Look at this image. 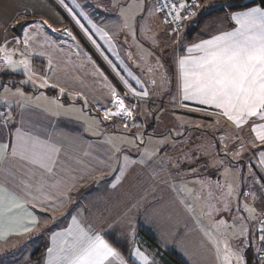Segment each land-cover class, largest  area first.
<instances>
[{
	"label": "rangeland",
	"instance_id": "obj_1",
	"mask_svg": "<svg viewBox=\"0 0 264 264\" xmlns=\"http://www.w3.org/2000/svg\"><path fill=\"white\" fill-rule=\"evenodd\" d=\"M14 3L10 7L5 4L2 15L3 20H6L11 12H23L25 10L36 14L43 12L56 25L65 23L67 29L55 26L50 29L47 26L35 28L31 25L28 32L32 36V44H28L26 47L19 45L16 49H13L15 50L14 60L26 59L29 61L31 73L33 74L31 79H29V73L22 66L16 69H12L7 65L0 66V103L10 115H12L11 104L18 103L22 97L16 94L17 89L24 94L23 96L33 97L29 95L32 93H28L26 88L41 90L51 86V88L59 91L63 88L65 89L64 93H68L70 98L80 97L72 95L74 90L80 91L84 96L81 98L84 102L87 101L86 106L93 111L96 108L99 111L102 106L108 105L112 98L109 85H113L115 82L109 77L108 70L101 67L99 73L94 62L96 56L92 52L89 51L90 54H85L83 47H85L84 43H87L90 47H93L95 53L104 59L121 84L127 90H130L129 92L135 95L143 90L148 92V96H139V106L131 109V117L125 114L124 118L114 116L116 121L111 123V127L112 130L115 129V133H106V136L108 135L107 138L115 144L116 148H119L117 153L119 159L121 158L120 160L125 157L138 160L141 169L148 172L143 179H149L147 181L149 186H147V189L142 187L137 189L136 193L138 203L142 198L148 199L146 202L150 203L151 210H149V213L151 215H155L158 207L179 209L190 206L189 208H191V163L198 155L199 158L204 157L205 152L210 155L213 161H216L214 164H218L226 157H232L236 161L240 160L233 163L232 167L228 166L222 170L212 167V173L217 175L216 182L219 181L220 174H222L223 180L227 178L229 182H237L245 165L241 162V157L247 159L245 162L248 163V167L245 168L246 174L247 176L248 174L253 175L254 181L260 180V190L255 192L260 198H264V187H261V185H264V170L261 165V162L264 163V158L261 157L258 161L259 150L252 151L247 144L244 148L245 141L241 138L243 132L239 134L233 122L219 115V113H210L209 109L199 111L173 105L172 102H175L176 94L173 96L172 89L167 90L171 83L170 78L167 76L168 65L162 59L165 58L168 62L174 63L177 41L174 38L175 36L173 35V37L166 29L158 14L154 0H75V3L73 0H63V2L61 0H14ZM77 4L80 6L77 7ZM68 9H72V12H69ZM122 10L129 16L135 14L132 30L124 27ZM73 14H75V17ZM29 20L39 22L41 19L34 17ZM85 29H87V32H85ZM98 29L107 33L111 38L110 41L102 38ZM74 30L78 33L77 37L65 35L66 31L71 32ZM15 34H17V31ZM148 36L155 37L158 47L152 44L151 40L147 38ZM108 45L110 46L109 49ZM109 53L112 55H109ZM118 57L123 59L129 69L122 65ZM34 58L36 59L35 62L33 61ZM157 59L163 65V68L158 67ZM5 74L8 75L5 76ZM16 75L21 76L16 78ZM42 78L47 80L48 86L40 87L43 82ZM130 78H136L137 81H133L135 84L137 82L143 84L140 91ZM153 80H155V84L152 83ZM52 85H57V87H52ZM5 87L10 91L6 93L4 91ZM116 88L120 91L117 85ZM132 94H130L129 101L125 99L117 100H123L125 106L129 107L134 104ZM88 96L91 101H89ZM112 108H114L112 110L117 109L118 104L115 102ZM104 110L101 111L103 117L105 115ZM110 119H113V117L111 116ZM125 124H127L128 129L122 130ZM133 125H138V127H133ZM243 136L245 135L243 134ZM128 141H132V143ZM219 141L232 143V145L243 143V148L237 150L242 154L236 156L237 151H231L224 147L219 149ZM209 145H212V149L208 148ZM200 166L202 167V164ZM206 169H210V167L206 166ZM226 169L228 170L227 173ZM208 174L206 172V175ZM160 175L174 176V182L172 183L174 190L172 192L168 188L159 189V198L156 202H152L150 197H158L155 195L157 193L155 189L158 187L156 183H159L153 181ZM136 185L139 186V182ZM194 186L196 188V185ZM254 187L255 185L252 188L254 189ZM215 189L216 187H204L202 192L210 197L213 192H216ZM219 191L220 187L218 186L217 192ZM104 192L101 191L100 194ZM192 192L194 193L193 185ZM173 193H176L178 199L171 202ZM110 194L109 192L103 195L98 194L99 197L104 196L101 198L104 202L100 201L95 213L92 214L90 210L93 218L99 216L100 211L114 208L112 203L116 199L112 198ZM225 199L226 202L231 201L230 197H221L218 206L226 205L223 204ZM211 200L212 202L208 204L216 208L213 205L216 202L215 199L211 198ZM126 202L128 206H123L119 219L122 223H128V230L133 236L138 230V225L136 226L133 221L137 220L138 210L144 201L142 200L140 205L138 204L133 208L131 206L135 201L131 199ZM69 208L56 213V217L60 218L61 215H65L67 212H69L67 215L69 216ZM132 211L135 213L133 216ZM236 211L234 218L241 215L239 206H237ZM259 212V209L258 212L256 210V220L250 219L248 212L243 215L244 227L248 230L247 236L244 237L246 241L244 256L247 264L257 263L256 256L261 246L259 228L264 214L261 217L258 214ZM40 218L43 225H45L44 220L49 222L52 220L51 217L40 216ZM184 222L182 220V226ZM142 228L144 227H139L138 238H142L140 235ZM209 232L213 233V230H209ZM49 233V229L46 230L42 227L38 231H34L33 235H36V237L32 239L33 241H30L31 248L29 250L33 251L36 247H39L42 240L39 241L38 239H43V241L45 239L46 241ZM151 235L155 237L153 234ZM163 238H166L164 234ZM159 247H161L160 244ZM19 250L22 251V249ZM0 251H5V248L0 247Z\"/></svg>",
	"mask_w": 264,
	"mask_h": 264
},
{
	"label": "crops",
	"instance_id": "obj_2",
	"mask_svg": "<svg viewBox=\"0 0 264 264\" xmlns=\"http://www.w3.org/2000/svg\"><path fill=\"white\" fill-rule=\"evenodd\" d=\"M5 4L10 7L11 4L15 3L14 0H0V46H4L7 41L8 50L13 51V49H16L19 45L23 47H26L28 44L31 45L32 39H29L27 45L22 42L17 43L18 40H23L24 33L28 32L31 24H24L21 32L15 34V26L18 23L17 13H20V11L15 13L11 12L8 18L3 20L2 15ZM158 14L160 15L159 12ZM228 14L229 13H223L208 19L196 32L192 41L179 43L178 40H176L179 45L176 43V55L173 64L168 62L165 58L162 59V61L168 65V75H166L170 78L171 83L167 90L172 89L173 96L176 94V100L175 102H172L173 105H176L179 108L186 107L190 110L199 109L200 111H207V109H209L208 111L214 114L220 112L219 109L207 105H201L195 100H183L182 82L178 77V60L184 56L190 55L188 49L192 47L193 44L199 43L200 40L210 39L213 35L219 34V32L223 30H232L233 27H235V24L234 22L229 21ZM34 17L47 20L51 27H64L65 30L67 29L65 23L56 25L43 12L36 14L35 16H29L27 19ZM48 29L50 28L48 27ZM166 29L173 36L167 27ZM99 34L102 35L101 32H99ZM65 35L69 37H77L78 33L75 30L71 32L66 31ZM83 48L85 54H90L91 51L86 46ZM109 48L110 46L108 45V49ZM199 54L200 53L197 52L191 53L193 56ZM109 55L112 54L109 53ZM118 59L126 68L127 65H125L123 59L121 57H118ZM94 62L99 71L101 68L99 62L97 59ZM127 69L129 68L127 67ZM130 79H132V83L140 91L143 84L140 82L135 84L133 81H137L136 78ZM109 86L112 98L108 105L100 108V112L103 109L113 107L117 99H125L120 91L117 90L115 84ZM50 87L51 86L46 87L45 89ZM113 91H115V95H113ZM129 91L130 90H128V92ZM27 92L32 93L29 95L33 97L28 98L27 96H22L18 103L11 104L12 115H10L0 103V109H3L2 111L5 115V118L0 119V144L9 145L8 158L3 163H0V184L8 187L11 191L21 194L25 191H30L34 196H41V192L37 191V189L43 186L42 191L47 197L49 203L59 195V192L64 185L75 183L76 187L71 192L72 202L62 210L64 211L70 207V215L66 217L61 215L60 218L56 217L55 220H51L45 225H40V227L50 230L46 241L45 239L44 241L43 239H38L39 241L42 240V244L40 245L45 244L43 253L41 255H34L33 252L37 247L33 251L29 250L31 248V245L29 244L30 241H33L32 239L36 237V235H33L34 232L29 233L26 236H12L9 237L7 242L0 241V247L5 248V251H0V264H47L48 249L54 247L52 239L53 235L57 232H63L70 227L72 225V216H76L85 226L90 225L93 229L99 230L100 234L103 235L105 239V232L110 230H120L123 235L128 236L131 239L130 252L134 251L133 244H135L136 247H139L141 251L154 261V264H166L163 257L164 249L175 251V253L186 262V264H219L215 255L214 246L210 242L209 237L205 235L209 230H213V233H209L216 239L223 241L226 238L234 250L239 247L243 249V254L245 253V244H240V239H244V237L237 238V236L234 235L239 232L241 226H244L243 215L246 214L247 211H245L243 205L248 204L250 207H254L257 212L259 209L260 212L258 214H260L261 217L264 214V198H260L255 192L260 190V180L258 179L257 181H254L253 175L251 174H248L247 176L245 170V168L248 167V163H245L247 159L241 157V162L245 165L242 168L240 178L237 182H229V179L227 178H224L225 180H223L222 174H220V179L218 178L219 181L216 182L217 175L212 173V167H217L222 170L228 166L232 167L233 163H237L240 160L236 161L232 157H226L224 158L225 160L223 159L219 161L218 164H214L216 161H213L210 155L206 152L204 157L202 156L199 158V155L198 157H195L193 160L194 162L191 163V208H189L190 206L179 209L172 207L164 209L158 207L157 211H155V215H151V213H149V210H151L150 203L146 202L148 199L142 198L144 203L138 210L139 213L136 217L137 220L133 221L136 226L138 225V230L136 231V234L132 236V233L128 230V223L120 222L119 217L121 216L120 213L123 206L127 205V200L132 199V201H135L131 206L132 208L138 204L140 205L142 200L138 203L136 190L141 187L147 189V186H149L147 185V181L149 179L145 180L143 178L146 177L148 172H144L141 169L138 160L127 158L128 164L127 168L124 169L125 175L119 180V182H117V178L120 177L119 169L124 168L125 158H122V160H120L121 158L119 159L118 153L115 151V144L111 140V143H109V139L107 138L108 135L106 136V133H115V129L112 130L111 124L102 122L98 115L87 110L86 106L83 104L85 103L83 99V103H77L74 101L67 103L58 95L55 96L48 94L45 91ZM129 94H131V92H129ZM72 95H78L80 98L84 97L82 92H78L77 90H74ZM88 99L91 101L89 96ZM135 106H139V103L137 102ZM132 107L133 105L129 107L127 106L129 109H134ZM96 111H98L97 108ZM121 114L123 117L126 115H124V113ZM253 119L256 120V123H264V121H260L257 118ZM251 124L252 120H249V122L242 127H237L235 125V128L237 132L239 131V134L243 132L245 135L243 136L242 134L241 136L245 141L244 148H246L247 144L250 150L255 151L256 149L260 151V154H258L259 161L261 157L264 158V145L256 140L255 133L251 131ZM17 130L23 135L38 138L39 140L50 143L59 149L51 173L40 168L36 164L21 159L19 155L16 157L11 156L12 148L17 144ZM253 141H255V146H253ZM242 144L243 143L232 145V143L219 141L218 147L219 149L224 147L231 151H237L238 149L243 148ZM208 148L212 149V145H209ZM258 163L260 164V162ZM109 164L112 165V168L107 166ZM200 164H202V167ZM261 165L264 170V163L262 164L261 162ZM206 166H209L210 169H206ZM112 169H117V171H113ZM206 172L209 174L206 175ZM81 177H83V179H81ZM149 178H151V176H149ZM137 182H139V186L136 185ZM153 182L159 183H156L158 187L155 189V192H157L155 195L158 197H150L152 202H156L159 198V189L168 188L172 192L174 190L172 184L174 182L173 175H160L159 177H156ZM113 184L118 185L116 186L118 189H116V187L113 188ZM29 185L31 187H27ZM57 185H60L61 187L58 188ZM192 185L194 193L192 192ZM194 185H196L197 189ZM253 185H255L254 189L252 188ZM218 186L220 187L219 192H217ZM229 186H231V194ZM204 187H216V192H213L210 195V197L214 198L216 201L213 203L216 208H213V206L208 204L209 202H212V200L202 192ZM101 191L105 192L100 194ZM107 192L111 193L110 196L112 198L116 199L112 203L114 208H112V210L100 211V215L93 218L92 214L97 211V206L100 204V201L104 202L101 199L104 196L99 197L98 194L103 195ZM145 195L147 196V193ZM221 197L231 198L230 202H226L225 199V203H223L227 205V210L225 209V205L218 206ZM27 198L29 200L31 199V197ZM177 199L178 197L176 193H173V199H171V202ZM236 202L237 204H235ZM237 206H239V213L241 215L234 218V215L237 212ZM29 209L34 211L39 217H51L50 213L40 211V205H37L33 209L30 204ZM90 210L92 211V214ZM133 215H135V213L132 211V216ZM182 220L185 221L183 226L181 225ZM220 220L227 221L228 225L235 224L236 227L230 228L220 226L219 231H217V224ZM140 226L147 229L150 234H153L161 247L151 246V244L143 237L138 238ZM163 234L166 238H163ZM57 244H59V239L57 240ZM221 247H223V244H221ZM19 249H22V251ZM122 255L124 259L128 261V264H142V261L134 256H130V261L123 253ZM257 257L258 254L256 260Z\"/></svg>",
	"mask_w": 264,
	"mask_h": 264
},
{
	"label": "snow or ice",
	"instance_id": "obj_3",
	"mask_svg": "<svg viewBox=\"0 0 264 264\" xmlns=\"http://www.w3.org/2000/svg\"><path fill=\"white\" fill-rule=\"evenodd\" d=\"M73 2L75 3V0ZM76 6L79 7L80 5L77 4ZM65 7L67 6L65 5ZM171 7L176 9L177 5L172 4ZM198 7L199 4L196 3V0H193L192 5L179 4L180 9ZM229 7L233 6L229 5ZM240 8L241 10H234L228 14L229 21L235 24L232 30H223L210 39L200 40L199 43L193 44L188 49L190 55L178 60V77L182 82L183 100H195L201 105L219 109V115L226 117L237 127H242L249 120H252L251 131L255 133L256 140L264 145V123H256V120L253 119L257 118L264 121V7L240 6ZM68 11L72 12V9H68ZM35 15L36 13L27 10L17 13V22L31 24L35 28H44L45 26L51 28L48 21L43 18L39 22L27 19V17ZM121 15L124 17V27L132 30L135 14L129 16L122 10ZM168 15H172V13L170 12ZM195 15V11H188V17ZM73 16L75 17V14ZM185 18L187 17L181 16L179 12H176L173 17L176 22H180ZM167 22L165 20V23ZM98 31L102 33V38L110 41L111 38L108 37L107 33H104L101 29H98ZM174 31H178V29ZM85 32H87V29H85ZM31 38L30 33L25 32L23 40H18L17 43L22 42L27 45ZM147 38L151 40L154 46L158 47V42L154 36H148ZM7 43L6 41L4 46H0V53H3L0 60L6 62V65L12 69L22 66L29 73V79H31L33 74L31 73L29 61L26 59L14 60L15 50L9 51ZM97 47L99 46L97 45ZM193 52L200 54L193 56L191 55ZM109 63L111 62L109 61ZM157 65L163 68L158 59ZM152 83L155 84V80ZM46 86H48L47 80L43 79L40 87ZM52 87H57V85H52ZM4 91L7 93L10 89L5 87ZM64 91L65 89H60L61 94ZM16 94L24 95L19 89H17ZM113 95H115V91H113ZM136 95L148 96V92L143 90L136 93ZM85 103H87L86 100ZM116 103L118 104V110L114 113L111 110L106 111L105 120L113 115L119 116L122 112L128 117L132 116V110L125 106L123 100H117ZM124 127L127 128V124ZM133 127H138V125H133ZM16 140L17 144L11 151L12 157L19 155L21 159L36 164L49 173L52 172L55 158L59 152L56 146L38 138L23 135L19 130L16 133ZM128 142L132 143V141ZM109 143H111L110 140ZM252 143L255 146V141ZM8 149V144H0V163L8 158ZM115 151L119 152V148H115ZM235 155L239 156L240 152L237 151ZM127 164L128 159L125 157L124 168L119 169L120 177L117 178V182L124 177V169L127 168ZM107 166L112 168L111 164ZM112 170L117 171V169ZM227 171L226 169V173ZM116 186V184L112 185L113 188ZM42 187L37 189L41 192V196H34L30 191L21 194L0 184V241L7 242L9 237L26 236L39 230L41 218L29 209L30 204L33 209L40 205V211L50 213L52 220H55L56 213L61 212L72 202L71 192L76 184L64 185L59 195L51 203L44 195ZM57 187L61 186L57 185ZM261 187H264V185H261ZM229 190L231 194V186H229ZM27 197H31V199L29 200ZM243 208L249 213L250 219H257L254 207L244 204ZM225 209L227 210V205H225ZM44 223L47 224L49 221L44 220ZM260 223L259 240L262 243L258 251L264 252V220H261ZM220 226L236 227L235 224L228 225L227 221L224 220L218 222L217 231H219ZM247 234V228L241 226L239 232L234 235L239 238L245 237ZM205 235L209 237L214 246L219 264H247L242 248L238 247L234 250L228 239L225 238L221 241L207 232ZM52 239L54 247L48 249L47 264H128L121 251L105 239L99 230L93 229L90 225L85 226L76 216H72L70 227L63 232L55 233ZM58 239L59 244H57ZM245 242L244 239H240L241 245H244ZM221 244H223V247H221ZM133 249L134 251L130 252V256L142 261V264H154V261L135 244H133ZM257 264H264V255L257 257Z\"/></svg>",
	"mask_w": 264,
	"mask_h": 264
},
{
	"label": "trees",
	"instance_id": "obj_4",
	"mask_svg": "<svg viewBox=\"0 0 264 264\" xmlns=\"http://www.w3.org/2000/svg\"><path fill=\"white\" fill-rule=\"evenodd\" d=\"M199 1L203 4H201V7H200L197 15L194 18H192L190 20V22L186 25L184 31L181 33L180 38L176 39V40H178L179 43L180 42L185 43V42L192 41L196 32L210 18H213V17L218 16V15L223 14V13H231L234 10H241L240 6L252 7V6L259 5L261 7H264V2H262V0H199ZM229 5H232L233 7H229ZM179 43H177V45H179ZM84 44L96 56V59L99 62L100 66L104 70L105 69L108 70L109 77L112 78L114 80L115 84L119 87L121 95L125 98L126 101H129L130 100V94H129L128 90L121 84V82L118 80V78L112 72L111 68L105 63L104 59L100 55H98L97 53L94 52L93 47H90L87 43H84ZM33 61L35 62V58L33 59ZM7 75L8 74H5V76H7ZM19 76H21V75H16L15 77L18 78ZM26 90L33 91V92L45 91L48 94H52L55 96L58 95L61 99H63L67 103L71 102V101H74L77 103H83L82 98H80V97L70 98L68 93L61 94V92L58 89L51 88V87L47 88V89H41V90L26 88ZM83 104L86 106L85 103H83ZM86 109L91 111L93 114L98 115L100 117L101 121L106 123V124H111V123H114L116 121L114 118L110 119V120L109 119L105 120L100 111H96V110L93 111L90 108H88L87 106H86ZM0 111L2 112L1 118H5L3 111L1 109H0ZM124 129H126V128L123 127L122 130H124ZM68 214H69V212H67L65 215H62V216L66 217ZM104 235L110 243H112L115 247H117L125 255V257L131 261V258H130L131 239L128 236L123 235L120 232V230H110V231L105 232ZM140 235L143 238H145L151 244V246L152 245L156 246V247L159 246V243L157 242V240L145 228H142L140 230ZM44 249H45V244L40 245L33 252V254L34 255H36V254L41 255L43 253ZM163 254H164L163 257H164L166 264H186L181 258H179V256L174 251H172L170 249H164Z\"/></svg>",
	"mask_w": 264,
	"mask_h": 264
},
{
	"label": "built area",
	"instance_id": "obj_5",
	"mask_svg": "<svg viewBox=\"0 0 264 264\" xmlns=\"http://www.w3.org/2000/svg\"><path fill=\"white\" fill-rule=\"evenodd\" d=\"M154 1L156 3L157 9H158L163 21H164V24L167 26L169 31L173 35L176 36L177 39L180 38L181 33L184 31L186 25L190 22V20L192 18H194L197 15V13L201 7V2L199 0H196V3L199 4V7L198 8H191V9H187V8L186 9H180L179 4L180 3H186L188 5H192L193 0H154ZM172 4H176L177 8L173 9L171 7ZM189 10L195 11L196 15L192 16V17H188V11ZM170 12L172 13V15H168ZM176 12H179L181 14V16H184L187 18L183 19L180 22L174 21L173 17L175 16ZM165 20H167L168 22L165 23ZM175 29H178V31H174ZM2 55H3V53H0V56H2ZM5 65H6V62H4L3 60H0V66H5ZM132 96L134 97V99H133L134 104H133L132 108H135L136 107L135 104L139 101L140 97L135 95V94H132ZM185 108L186 107H184V109ZM1 117H2V112L0 111V118ZM262 220H264V217ZM260 228H261V225H260ZM260 228H259V235H260ZM260 248H261V246H260ZM260 255H264V252L259 251L258 256H260Z\"/></svg>",
	"mask_w": 264,
	"mask_h": 264
},
{
	"label": "water",
	"instance_id": "obj_6",
	"mask_svg": "<svg viewBox=\"0 0 264 264\" xmlns=\"http://www.w3.org/2000/svg\"><path fill=\"white\" fill-rule=\"evenodd\" d=\"M23 26H24V24H22V23H17L16 26H15V30H16L17 32H21Z\"/></svg>",
	"mask_w": 264,
	"mask_h": 264
},
{
	"label": "bare ground",
	"instance_id": "obj_7",
	"mask_svg": "<svg viewBox=\"0 0 264 264\" xmlns=\"http://www.w3.org/2000/svg\"><path fill=\"white\" fill-rule=\"evenodd\" d=\"M108 110H111L113 113L117 111L116 109H115V110H112V109H105L104 111L106 112V111H108Z\"/></svg>",
	"mask_w": 264,
	"mask_h": 264
}]
</instances>
